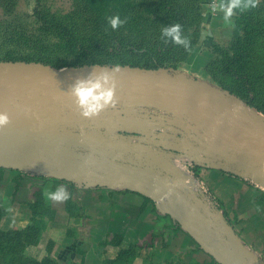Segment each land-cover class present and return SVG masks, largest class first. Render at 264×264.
I'll use <instances>...</instances> for the list:
<instances>
[{"label":"rangeland","instance_id":"374dc122","mask_svg":"<svg viewBox=\"0 0 264 264\" xmlns=\"http://www.w3.org/2000/svg\"><path fill=\"white\" fill-rule=\"evenodd\" d=\"M171 7L183 16V34L190 37L191 45L185 49L182 45L172 43L174 48L169 51L171 61L164 63L162 67L166 69L167 75L187 77L190 80L200 78L204 80L202 83L218 88L234 100L235 112H247L264 122V37L259 40L253 55L242 59L232 49L235 26H229V33L211 31L213 26L223 29V20L216 21L219 18L218 11H210L206 0H171ZM36 10L47 20H54L67 28L79 42L77 49L71 51L67 41L56 30L49 29L38 20ZM252 10L257 18L264 21V0H260L259 6ZM117 14L126 23L113 30L109 18ZM239 14L237 11L234 21ZM171 24V16L162 12L155 0H38V4L37 0H0V69L10 74L14 69L32 65L46 66L56 71L84 69L91 72L93 64L110 66L120 63L123 70H142L146 63L143 48L165 41L161 38V29ZM89 44L93 46L92 49H86ZM119 47L122 48L121 51L116 50ZM45 60L52 64L45 65ZM53 65L56 67L53 68ZM43 106L44 111L52 115L79 114L73 104L65 106L56 99H50ZM148 112L149 115L146 116ZM155 113L161 116L160 119L174 118L151 108L117 106L109 108L96 118H83L87 122L84 133L90 138L106 139L107 144L99 150L116 161L128 162L126 159L131 158V161L139 162L141 153L140 157L146 159L145 162H154L159 166L165 178L183 182V188L184 176L193 187L194 183L198 185L199 182L196 179L199 168H216L241 179L247 186L261 192L264 199V184L254 177L255 173H264L263 164L256 162L253 165L254 161L245 156L237 155L227 148L211 146L193 132L187 134L173 126L158 125L163 130L167 127L168 132H155V137L147 140L152 142L151 145L142 142L139 147V143L129 142V138L139 140V136L143 141L146 140L145 135H141L136 127L139 115L148 118ZM218 121L223 128L235 134L242 133L239 127L230 122L226 123L221 119ZM40 126L51 129L64 125L45 120ZM114 128L119 131L113 134L114 138H110L108 135L112 134L111 130L114 132ZM41 142L46 143H40L41 148L48 146V158L65 161L81 159L84 165L80 174L85 178L91 179L90 172L109 169L106 162L92 153L63 146L57 141ZM146 146L150 148L144 149ZM9 174L11 173L0 175V233L3 235L0 238V264H15L11 259H14V252L9 251V248L19 249L10 247L17 240L15 238L9 241L5 235L23 230L31 222L33 216L30 205L35 202L36 194L41 192V188L35 189L34 201L26 205L29 212L27 221L19 222V217L23 218L26 212L23 207L20 209L17 203H13L10 195H15L14 188L16 190L21 185L25 173L19 171L17 175L13 173L10 177ZM199 185L212 203L209 192L200 182ZM192 204L198 207L197 203ZM212 205L217 209L214 202ZM8 214L13 217L17 215L18 218L12 221V216L6 217ZM25 249L26 247L23 254L27 256Z\"/></svg>","mask_w":264,"mask_h":264},{"label":"water","instance_id":"95a60500","mask_svg":"<svg viewBox=\"0 0 264 264\" xmlns=\"http://www.w3.org/2000/svg\"><path fill=\"white\" fill-rule=\"evenodd\" d=\"M88 73L84 69L56 71L32 65L14 69L10 74L0 69V113L6 112L10 118L9 125L0 129V168L40 172L79 184L137 189L138 193L148 190L157 210L175 219L180 228L219 264H261L226 222L222 231L227 244H221L205 214L188 200L183 189L166 182L165 175L155 171V164H148L143 158L135 163L109 158L99 150L107 140L86 136L87 122L79 114L52 115L44 111L43 105L50 99L71 106L72 99L65 92L77 77ZM116 96L117 106L151 108L174 117L160 119L139 115L140 120L163 127L173 126L187 134L193 132L211 146L227 148L245 156L254 161L253 165L256 162L264 165V122L247 112H235L236 102L214 86L185 77H170L163 68L156 71L122 70L117 77ZM218 119L239 127L242 133L235 134L223 128ZM45 120L64 126L42 128L40 124ZM43 140L57 141L63 146L92 153L106 162L109 169L90 172L91 179L85 178L80 174L84 165L81 159L48 158V146L41 148L46 144L41 142ZM254 177L264 184V173H255ZM187 218L197 221L207 241L191 227Z\"/></svg>","mask_w":264,"mask_h":264},{"label":"crops","instance_id":"0c3cea01","mask_svg":"<svg viewBox=\"0 0 264 264\" xmlns=\"http://www.w3.org/2000/svg\"><path fill=\"white\" fill-rule=\"evenodd\" d=\"M218 16L216 21H222L223 13L218 12ZM222 26L223 29L213 26L211 31L229 33V26L224 20ZM195 80L204 81L200 78ZM157 126L153 122L138 119L136 127L141 135H145L146 140L143 141L139 136V140L129 138V142L139 143V147L142 142L151 145L152 142L147 140L155 137V132L163 130ZM111 131L112 134L109 133L108 136L114 138L113 134L115 132L117 134L119 129L114 128V132ZM163 131L168 132L167 127ZM148 148L150 146L144 147ZM140 156L141 153L139 158ZM126 160L129 163L138 162L131 161V158ZM154 169L162 173L159 166L156 165ZM5 173H11L10 177L13 173L17 175L19 171L0 168V175ZM24 173L21 185L16 190L14 188L15 195H10L13 203H17L20 209L23 207L26 212L23 218L19 217V222L27 221L29 212L26 205L34 201V191L37 187L41 188L42 201L48 210L42 217L43 229L38 242L25 249V254L30 258L41 260L50 256L60 262L104 264L105 261L114 259L119 251L133 248L135 255L129 264H219L191 235L180 228L175 219L157 210L148 190L145 193H138L137 189L99 187L93 184H79L71 179L59 180L40 172H29L30 175ZM184 177L185 183L188 179ZM196 177L209 192L208 195L217 208L212 207L211 213L218 221L224 216L222 222L229 223L236 237L257 257L258 262L264 264L262 193L247 186L236 176L216 168H199ZM165 180L183 189L192 203L196 201L189 186L184 189L183 182L179 183L176 180L173 182L167 177ZM199 182L198 189L201 188ZM22 183L25 185L22 186ZM58 185L67 186L71 199L63 203L47 202L44 198L45 189L51 187L54 190ZM189 185L192 187L191 183ZM9 216H12L10 218L12 221L18 218L17 215L16 217L12 214L6 215L8 218ZM187 220L207 241L197 221L194 218Z\"/></svg>","mask_w":264,"mask_h":264},{"label":"trees","instance_id":"16d2710c","mask_svg":"<svg viewBox=\"0 0 264 264\" xmlns=\"http://www.w3.org/2000/svg\"><path fill=\"white\" fill-rule=\"evenodd\" d=\"M155 1L156 5L162 12H166L171 16L172 24L182 23L183 16L179 14L175 8L171 7V0ZM253 13L252 9L250 11L240 13L235 21L232 49L235 55L239 53V57L242 59L252 56L259 40L264 37V21L257 18ZM35 16L49 29L56 30L67 41V45L71 51L77 49L76 45L79 42L71 35L67 28L54 22V20H47L42 13L37 10L35 11ZM92 47L93 46L89 44L86 46V49H92ZM173 48L174 47L172 46V42L170 40L167 42L163 41L162 43H153V45L149 48H143V53H145L146 56V63L142 70L156 71L162 68L164 63H169L171 61L169 51ZM116 50L121 51L122 48L119 47ZM43 63L45 65L48 63L52 64V62H48L46 60ZM54 67L56 66L53 65V68ZM41 196V193L36 194L35 202L30 205L33 216L31 222L23 230L5 235V237H8L7 239L9 241H12L15 238L17 240V242L10 247L19 249L9 248V251L11 250V252H14V259L13 257L11 258L12 261H14L15 264H77L72 261H56L50 256L44 257L41 260H36L23 254L24 247L35 245L38 242L43 229L42 217L48 213L47 207L45 206V203H43ZM2 236V233H0V238ZM134 255L135 251L133 248L123 249L119 251L114 259L107 260L104 264H129Z\"/></svg>","mask_w":264,"mask_h":264},{"label":"clouds","instance_id":"9594fccd","mask_svg":"<svg viewBox=\"0 0 264 264\" xmlns=\"http://www.w3.org/2000/svg\"><path fill=\"white\" fill-rule=\"evenodd\" d=\"M260 0H215L210 11L223 13V20L230 27L235 26L233 17L237 11L240 13L250 11L259 6ZM125 20H121L119 14L109 18V24L113 30L121 27ZM161 38L171 41L173 44L182 45L188 49L191 39L183 34L179 23L164 26L161 29ZM120 63L110 66H98L93 64V69L86 76L77 77L69 90L65 92L72 99L75 110L84 119H93L109 108H117L116 96L117 77L122 74ZM10 118L6 112L0 113V129L7 127ZM47 202L63 203L71 199V193L66 185H58L54 190L49 187L44 191Z\"/></svg>","mask_w":264,"mask_h":264},{"label":"built area","instance_id":"2783aa9c","mask_svg":"<svg viewBox=\"0 0 264 264\" xmlns=\"http://www.w3.org/2000/svg\"><path fill=\"white\" fill-rule=\"evenodd\" d=\"M214 2H215V0H206V5L209 8H211V5ZM148 115H149V112L146 114V116H148ZM154 116H157L158 118L161 117L160 115H158L156 113ZM232 173H234V172H232ZM117 184H120V183H117ZM188 186H189L190 192L194 195V200H196L195 202L193 201V203H195V204L197 203L200 210L209 219V222H210L209 226L212 228L214 234L216 235V238L219 240V242H221V244L226 246L227 240H226L225 235L223 234V231H222L224 223L222 222V220L218 221L216 219V217L211 213V209L213 207L212 203L210 202V200L207 197H205V195L203 194V191L200 190L201 188L198 189V185H195V183H194V186L191 187L187 182H185V187H188ZM185 187H184V189H185ZM115 188L120 189L118 186H115ZM213 219H215V220L213 221Z\"/></svg>","mask_w":264,"mask_h":264}]
</instances>
